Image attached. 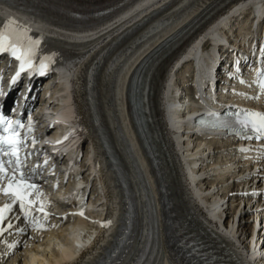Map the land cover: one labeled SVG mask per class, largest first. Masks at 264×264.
<instances>
[{
	"label": "bare ground",
	"instance_id": "obj_1",
	"mask_svg": "<svg viewBox=\"0 0 264 264\" xmlns=\"http://www.w3.org/2000/svg\"><path fill=\"white\" fill-rule=\"evenodd\" d=\"M6 1L9 2L10 0H0V2ZM25 1L36 5L42 11L46 10L47 14H51L59 18L63 15H69L68 18H71L76 12L81 13L84 16L91 14L89 10L84 8V5H79L77 3L78 1H81L83 4H88V2L92 0H60L62 4L59 3V0ZM167 1L168 0H141L136 5L130 7L128 10L113 20L98 23L92 26L91 29L87 30V32L84 34V37L88 39L87 42L85 41V38H80L83 36V34L68 33L67 31L62 32L64 29L60 27L59 30H54L52 32H48L46 30L48 37H51L56 43H61L64 59L60 64V68L63 71H60L59 76H57V82L53 81L51 78L44 80V89L46 92L51 91L55 97H63V104L67 110L66 112L68 113V117H64V119H71L74 117V125H78L80 121H82V124L86 123V111H83V115H81V117L71 115V112L74 110L75 106L78 107L80 113L82 107L84 106V101L82 102L83 92L81 89V77L75 78L77 89L73 85L72 80H69V78H72L75 72L79 73V67L90 60L96 50L104 48L110 40H115L117 35L122 30L133 25L139 17L143 16L154 7L159 5L162 6ZM220 1L221 0H179L166 9L162 10L158 15L151 18L146 23V26H144L137 33V35L131 39L122 52V55H120L121 57L118 56V59L113 62V67L110 72L112 74L115 72L121 58H124V69L134 65L146 53L153 51L168 37L183 29V25L187 21L190 19L193 20L196 17L200 21L203 16L199 17L198 15H201L206 10L212 11V7ZM14 2L17 3L18 0H14ZM260 4L264 5V0H236L228 9L224 10L220 17L217 18L209 27H205V25L201 27V32L197 40L201 37L210 38L214 29L221 31L225 25L231 26L230 24L234 23L237 20V17L240 15L243 16L244 14H249L250 9H256V6H259ZM43 22L46 24V21ZM243 27H246V23L242 24V28ZM33 30L37 33L34 28ZM221 32L226 33L224 31ZM217 34L215 33L211 37L214 41L217 39ZM154 35L157 36L153 38L152 36ZM185 35L186 42L190 44L184 49V51H181L180 54L176 55L173 60L165 62L166 65L163 67L162 73L157 76V80L155 82L156 87L160 88V90H163V95H170L172 102L174 99L175 89L181 88L186 92L188 85L187 82L194 79V70L192 65L187 61L188 57L193 59L195 58L197 61V79L205 80L207 76L206 64L209 61L210 55H196L197 40L191 43L192 37L189 36L188 32ZM35 37L41 39L39 35H35ZM151 37L153 39H151ZM75 46L78 47L75 48ZM51 49L53 50L52 47ZM179 65H181L180 69ZM101 76H103V78L106 80L105 86L107 87V65L103 67ZM173 76L175 81L173 82V90L170 91V82L173 80ZM202 87H204V85H202ZM241 92L242 93L240 95L237 94L234 97L241 100H247L257 109L264 110V93L259 92L257 87H244L242 88ZM256 96H259L260 98L258 100L252 99V97ZM42 101L43 98L41 103ZM47 104L51 105V103ZM116 106L119 111L123 107L121 97L117 100ZM107 108L109 111L111 110L110 106H107ZM179 108H181L179 105H173L168 112L167 125H169L168 128L173 133L180 127L183 129L188 128L187 117H179L182 120L179 118L175 119L173 117V114L175 116L177 115ZM191 112L192 110L190 109L187 114H190ZM180 121L182 122L179 123ZM83 135H85L92 143L93 150L95 148L93 161H100L101 164H104L105 159L103 158L99 145V138L95 137L92 132ZM197 135L199 137V142H195V139L190 138L189 141H184L182 143V154H180L178 142L176 143V151L178 154H180L178 162L181 166L183 165V167H181L183 172L187 174L188 169L193 171L192 166L194 165L197 168V171L194 172L198 173L199 176L205 175V172L216 174V177L213 181L204 180L197 184L199 190L194 193V198H191L196 204H198V200L200 199L199 193L205 195L209 188L213 186H215L217 189H221L223 183H226L228 180L235 179V176L237 175V173H235L236 169L242 168L245 165L250 167L251 156H264V152L261 149L257 150L256 152H254V149H248L247 151L238 150L236 147L241 144V142L236 141L235 139H227L226 141H223L219 140L220 138H212L209 136V134L201 132ZM126 136L128 139L131 138L130 133H126ZM65 137L67 138L65 139ZM113 138L115 139L116 136L113 135ZM61 139L66 146H71L78 141H82L83 137L81 136L80 140L71 138L69 136L61 137ZM95 144L97 146H95ZM210 150L212 151V155L208 156L207 154ZM57 158L60 161V167H62L60 170V175L64 176L67 173V175L71 177V182L80 183L83 179L82 169L78 166H73L72 163L66 161V159L63 157L58 156ZM206 159L208 161L213 160V162L204 167L203 165ZM255 165L262 167L264 166V163L262 160H259L255 163ZM259 172L260 176H253L251 180L246 183L250 189H254L255 191L260 190L259 183H264V169H260ZM185 173H183V179H185ZM100 174L101 181L105 172L100 170ZM235 185L238 186L237 183H235ZM91 189L95 191L94 185L91 187ZM237 191L238 189L224 190V193H222L220 197V204L216 203L213 207L206 208V213L213 216L211 218H221L223 214L226 216L231 214L233 210V200H230L232 197H228L230 195L236 194ZM107 192L109 193L111 207L114 204L115 198L117 200V205H120L119 195L116 197V195H114L112 192ZM217 195L218 194H216V196ZM144 197L146 198L145 207L147 210L142 213L139 208L137 215V232L130 249L122 259L121 264H132L139 255L143 238V234L141 232V221L143 218L148 219L147 227L154 237L157 246V257L153 264H159L162 259H166L167 263L170 264L171 257L168 246L165 245L160 213L158 209L155 208L152 195L149 191L144 194ZM30 199H35V196L30 197ZM225 199H227V201H225ZM41 200L47 202L46 211H48L49 204L47 195L45 193H43L41 196ZM137 201L139 205L140 200L138 197ZM249 206L250 204L248 203V207ZM36 207H39V203L36 205ZM193 209L197 213L198 211L201 212L203 216L207 218L200 208H197V211L193 205ZM100 210H103V208L101 207ZM249 210V212L245 210L241 211L237 222L235 220L232 223L231 229L232 233L238 236V241L243 246H245V244L250 245V243L253 245L254 252H256L255 257L258 258V256L264 252V212L261 210L259 205H251ZM33 215L40 220V223H42V213L33 212ZM90 217L94 219L97 217V215H92ZM253 220L258 222L256 229L252 225ZM9 222H11L13 227L6 231L5 237L0 241V264H81L83 263L82 260L84 258H88L89 256L94 257V259L88 264H93V262L97 261L100 258V255L103 253L101 248L103 244H101L98 246H93V248L89 249V251L86 254H83L79 259V256L75 258L73 245L69 241L75 237L74 231L71 234V231H67L65 229L54 232L56 227L53 223L51 226L53 229L52 232H38L37 227L30 223H26L25 218L19 215V211L17 209H15L14 214L12 215ZM19 228L24 229V231H22L20 234L17 233ZM88 229L89 227L85 226L86 232ZM253 232L255 234H253ZM75 242L80 244L79 241ZM13 243L17 246V248L11 251L9 250V247ZM60 244H63L64 247H60V250H55V247L59 246Z\"/></svg>",
	"mask_w": 264,
	"mask_h": 264
},
{
	"label": "snow or ice",
	"instance_id": "obj_2",
	"mask_svg": "<svg viewBox=\"0 0 264 264\" xmlns=\"http://www.w3.org/2000/svg\"><path fill=\"white\" fill-rule=\"evenodd\" d=\"M29 32L30 29L11 19L5 22L4 27L0 29V53H7L19 62L18 71L12 78L13 84L25 71L30 74L46 75L50 70V65L54 62L53 56L55 53L44 55L41 48V39L33 38L29 35ZM260 76L259 87L264 91V73H260ZM3 95L5 94L0 91V96ZM259 98V96L252 97V99L257 100ZM234 122L245 132L250 129L255 133L257 139L264 138V112L241 109L235 113ZM32 125L31 117L28 119L27 126H25L19 120L13 121L6 115L0 114V193L11 201L0 207V225L8 219V214L12 212L13 205L16 204L19 205L20 212L26 222L37 228L43 227V224L33 215V212L42 213L45 220L49 215L46 211L47 202L40 200L43 193L39 186L33 182L36 168H33L31 173L24 171L27 160L34 155V153L25 152L28 147L26 141L33 131ZM25 128L26 131L21 135V130ZM35 143L36 140L33 137L32 144ZM247 150L241 149V151ZM4 157H7V159H4ZM44 164H47V160L44 161ZM37 167L41 166L37 165ZM33 194H35V199H30ZM38 203L39 207H36ZM11 227H13L11 222L7 224V227H0V235ZM19 231L22 232L24 229L21 228Z\"/></svg>",
	"mask_w": 264,
	"mask_h": 264
},
{
	"label": "rangeland",
	"instance_id": "obj_3",
	"mask_svg": "<svg viewBox=\"0 0 264 264\" xmlns=\"http://www.w3.org/2000/svg\"><path fill=\"white\" fill-rule=\"evenodd\" d=\"M157 35H158V34H157ZM157 35H154V36H152V37L154 38V37L157 36ZM152 37H151V39H153Z\"/></svg>",
	"mask_w": 264,
	"mask_h": 264
}]
</instances>
